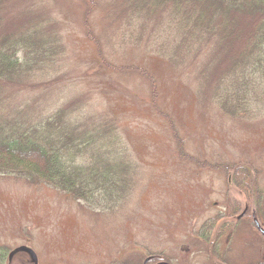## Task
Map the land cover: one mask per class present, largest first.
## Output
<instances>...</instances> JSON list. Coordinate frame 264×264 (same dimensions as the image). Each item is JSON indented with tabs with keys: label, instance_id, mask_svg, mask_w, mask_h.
<instances>
[{
	"label": "rangeland",
	"instance_id": "374dc122",
	"mask_svg": "<svg viewBox=\"0 0 264 264\" xmlns=\"http://www.w3.org/2000/svg\"><path fill=\"white\" fill-rule=\"evenodd\" d=\"M126 6L127 0H0L3 48L20 44L19 62L25 53L38 56L16 69V83L5 70L1 117L28 115L35 125L64 111L60 124H76L85 137L109 127L115 145L91 146L76 162L94 159L92 166L121 186L120 194L114 185L85 201L36 178L0 173V264L264 260V235L254 224L264 229V97L251 114L225 113L214 97H202L195 66L176 67L156 53L155 36L158 43L171 37L167 10L148 17ZM134 67L150 72L156 85ZM179 140L194 160L181 155ZM102 150L115 154L106 153L103 166L95 157ZM240 165L249 168L246 193L232 181L230 167ZM218 215L209 237H201L203 224Z\"/></svg>",
	"mask_w": 264,
	"mask_h": 264
},
{
	"label": "trees",
	"instance_id": "16d2710c",
	"mask_svg": "<svg viewBox=\"0 0 264 264\" xmlns=\"http://www.w3.org/2000/svg\"><path fill=\"white\" fill-rule=\"evenodd\" d=\"M127 2L128 9L139 14L144 11L148 17H156L162 9L167 10L170 20L165 28L171 37L158 43V37L155 36L156 53H166L167 62L176 67L195 66L202 97H214L221 109L231 116L243 117L254 111L256 101L264 97V0ZM172 20L175 21L174 27ZM8 38L9 35L5 39ZM160 45L161 52L158 49ZM0 47V80H6L5 70H8L7 80L18 82L15 77L18 73L16 69L38 60V56L33 57L34 53H25L24 61L19 62L16 50L21 48L20 44L3 48L0 41ZM134 69L142 71L149 82L156 85L154 77L146 69ZM27 116L23 119H10L0 115V173H16L36 178L77 200L90 201L101 191L108 194L114 185L120 194L121 186L103 177L92 166L94 159L89 165L76 162L78 155L87 152L86 149L91 146L102 148L117 142L114 134V137L109 135L112 131L109 127L85 137L84 131L77 129L76 124H60L64 111L46 117L35 125L28 124ZM178 145L184 158L194 160L184 152L181 140ZM106 153L113 157L115 155L112 150H102L95 154L100 165L103 163V156H107ZM117 157L121 158L119 152ZM230 168L233 170L232 181L235 186L243 191L247 190L250 186L249 168L242 165ZM92 169L98 172L94 174ZM87 171L88 177L85 175ZM219 219L218 215L206 221L199 231L200 236L208 238L215 221ZM5 251L0 249L1 263ZM159 260L167 259L154 256L148 264ZM255 264H264V260Z\"/></svg>",
	"mask_w": 264,
	"mask_h": 264
},
{
	"label": "water",
	"instance_id": "95a60500",
	"mask_svg": "<svg viewBox=\"0 0 264 264\" xmlns=\"http://www.w3.org/2000/svg\"><path fill=\"white\" fill-rule=\"evenodd\" d=\"M247 208L243 211V213H241L239 216H238V219L241 218L245 212H246ZM256 225L257 227L262 231V233H264V229L261 227L260 223L258 222V220L256 219ZM155 264H170V263H167V262H163V261H160V262H157Z\"/></svg>",
	"mask_w": 264,
	"mask_h": 264
}]
</instances>
